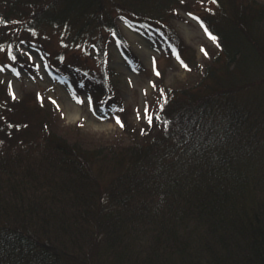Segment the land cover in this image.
<instances>
[{"label":"trees","instance_id":"1","mask_svg":"<svg viewBox=\"0 0 264 264\" xmlns=\"http://www.w3.org/2000/svg\"><path fill=\"white\" fill-rule=\"evenodd\" d=\"M104 4L0 0V22L18 28L30 11L75 25L86 17L79 30L120 39ZM244 5L200 17L222 63H195L192 86L165 88L157 133L122 121L129 144L85 148L49 103L0 87V264H264V97L250 75L264 65V8ZM161 21L136 19L147 30Z\"/></svg>","mask_w":264,"mask_h":264},{"label":"rangeland","instance_id":"2","mask_svg":"<svg viewBox=\"0 0 264 264\" xmlns=\"http://www.w3.org/2000/svg\"><path fill=\"white\" fill-rule=\"evenodd\" d=\"M109 1L105 0L104 9L109 11L121 40L93 25L91 34L92 26L79 30L86 17L75 25L71 20L38 21L31 18L30 11L14 18L20 24L14 23L15 30L0 22V87L13 100L28 95L49 103L53 121L71 139L82 138L85 148L129 144L117 117L142 133H157V128L149 127L165 101V88L179 82L192 86L199 78L192 70L195 63L200 70L215 67V61L222 63L218 58L221 49L209 37L200 17L230 16L232 6L244 8L247 0H233L234 5L231 0H183L187 11L180 8L178 0L166 11L157 0H115L121 7ZM252 1L264 8V0ZM38 4L36 12L46 3ZM141 17L162 21L153 22L147 30L136 23ZM261 64L254 63L260 69L254 66L250 73L262 79L256 80L260 100L264 97ZM248 79L253 80L251 76ZM249 91L243 92L245 98L251 96Z\"/></svg>","mask_w":264,"mask_h":264},{"label":"snow or ice","instance_id":"3","mask_svg":"<svg viewBox=\"0 0 264 264\" xmlns=\"http://www.w3.org/2000/svg\"><path fill=\"white\" fill-rule=\"evenodd\" d=\"M185 67H187V65H185ZM147 118H148V120H149V123H151V119H152L151 116H148ZM116 119H117V122H118V123H122V122L120 121L119 117H117Z\"/></svg>","mask_w":264,"mask_h":264}]
</instances>
